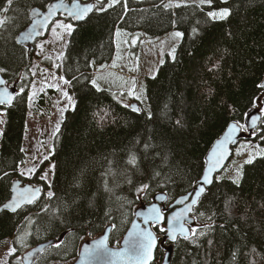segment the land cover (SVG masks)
Returning <instances> with one entry per match:
<instances>
[{
  "label": "trees",
  "instance_id": "1",
  "mask_svg": "<svg viewBox=\"0 0 264 264\" xmlns=\"http://www.w3.org/2000/svg\"><path fill=\"white\" fill-rule=\"evenodd\" d=\"M52 1L0 0V68L5 69L1 75L16 93L23 88L11 105L0 106L5 115L0 131V206L8 200L16 177L41 186V196L32 204L15 212L0 211V248L9 241L16 249L4 264H22L18 252L52 239L55 242L33 264H69L80 244L107 225L109 244L118 246L138 206L150 203L158 192L166 194V205L189 192L202 174L206 152L226 126L244 125L254 103L264 106L258 99L264 96L258 87L264 78V0H213L211 8L200 0L174 5V0H126V9L121 0L78 23L59 15L57 19L73 24L56 69L69 81L72 104L43 148L48 147L50 179L40 178L45 161L25 178L19 168L30 158L24 134L31 65L35 44L47 34L30 48L18 44L16 35L28 25L32 8L45 9ZM89 1L99 6L97 0ZM178 3L181 7L175 6ZM223 7L231 10L226 20H208V11ZM119 28L152 37L172 29L183 33L174 55L166 56L154 76L144 80L149 112L136 100L139 111H133L114 92L92 83L93 62L104 69L113 60ZM49 95L41 94L37 106H47L44 97ZM262 114L252 136L237 143L194 206L190 231L199 227L189 239L173 242L170 264H264V152L251 163L239 160V183L226 171L239 146H264ZM133 156L135 165L128 162ZM142 183L149 189L137 193ZM49 192L54 195L49 197ZM162 226H154L158 235L164 234L159 231ZM164 246L158 245L152 264L162 260Z\"/></svg>",
  "mask_w": 264,
  "mask_h": 264
},
{
  "label": "rangeland",
  "instance_id": "2",
  "mask_svg": "<svg viewBox=\"0 0 264 264\" xmlns=\"http://www.w3.org/2000/svg\"><path fill=\"white\" fill-rule=\"evenodd\" d=\"M177 1L180 0H174L171 2V5H174ZM63 21V23H70L67 20ZM54 27L55 25L51 27L50 33L48 32L45 38L40 39L35 44L34 60L31 65L33 82L28 93L27 130L24 134V147L26 154L29 155L30 158L19 168L20 175L25 178H29L33 173L29 172V169L34 168L36 171L41 163L46 160L47 149L43 148L49 144L52 132L56 124L60 121L63 111L72 104V97L67 93L69 83L66 84L65 80L61 79V77H59L60 75L56 73V68L60 66L59 64L64 54L67 42V30L56 28L54 32L52 31ZM117 31H119V35H116ZM176 32L179 31L177 29H172L166 36L152 37L143 31L130 32L122 28L117 29L114 35L115 61L111 66L123 67L122 72H115L110 66H107L105 68L106 70H104L102 66L93 62L92 68L94 73L92 75V83L95 81L93 85L97 88L111 90L119 100L126 102V104L130 105V103L138 101L140 104L142 103L145 110L149 112V106L145 97L144 80L146 77L154 76L158 67L164 62L166 56H173L172 51L176 49L179 40V37L174 35ZM46 54L53 57L50 65L52 70L49 72L43 67L44 62H50V58L46 59ZM40 58H42L44 62H42ZM35 59L39 60V63H36ZM124 72H128L129 77H125ZM48 92H51V95L44 97L47 99L46 103L48 104L40 108V106L36 104L39 100V96ZM65 93H67V95H65ZM132 99L136 101H132ZM258 105L259 104H257L255 108L259 109ZM4 121L5 115L3 112H0V131ZM239 142L242 143V140ZM263 152L264 146L255 145V142H248L245 143V146H239L232 158L231 164L226 169L228 175H232L233 179H237V172L240 169L236 170V168L237 165L239 166V160L243 158L242 161L246 162L250 157L253 159ZM237 154L240 156L239 159L235 157ZM46 163L45 161V168L40 178L46 174V179L44 180H49L51 167L50 164L46 165ZM240 176L241 175H239L238 179H240ZM140 197L141 195L139 198ZM169 212L170 211H165V216H167ZM162 227L165 228V225ZM198 227L199 226L196 225L195 229ZM23 238L24 237H22L21 240H23ZM10 249L11 244L9 241L0 248V264L6 262L10 255ZM24 252H18L17 256L19 261ZM49 264H60V262L53 261Z\"/></svg>",
  "mask_w": 264,
  "mask_h": 264
},
{
  "label": "snow or ice",
  "instance_id": "3",
  "mask_svg": "<svg viewBox=\"0 0 264 264\" xmlns=\"http://www.w3.org/2000/svg\"><path fill=\"white\" fill-rule=\"evenodd\" d=\"M10 2V0H9ZM222 3H227V0H221ZM121 0H107V8L104 7V0H97L98 7L93 4H81L80 0H72L71 5L69 6L64 2V0H58L57 3H52L47 5V12L45 15H43V18L41 20L33 21L32 27L23 34V39L25 41L32 40L35 38V36L40 35V32L38 31V28H46L49 23L54 24L55 27L52 29V31L55 32L56 28H62L66 29L69 34H71L73 30V24L72 23H63L59 19H56L57 13L63 10L61 14H66V18H71V20L74 21H83L88 17L89 13H92L94 10L98 12H104L108 8H113L116 4H120ZM201 4H207L209 8L213 5V0H200ZM171 5H165V7H170ZM176 7H181V5L178 3L175 5ZM123 8H127L126 0L122 4ZM37 15H40V13H37ZM231 15V10L228 7H223L215 10H210L207 12V18L210 21H224ZM4 23L3 21H0V24ZM193 32H196V29H193ZM119 31H117L116 35H119ZM177 37L183 36V33L176 32L174 34ZM175 49H173L172 54L174 55ZM5 72L4 68H0V73ZM61 79H63L61 77ZM65 83H69V81L65 80ZM7 81L4 79H0V85H6ZM93 84H95V81H93ZM259 88L264 89V84L258 85ZM23 92V88L19 90L18 93H11L9 92L8 88L5 87L2 90H0V104H7L11 105L13 103L14 97L16 95H19ZM67 95V93H65ZM139 98V97H137ZM259 100L264 101V96L259 97ZM254 107H257V105L254 103ZM133 111L138 112V108H133ZM259 111L264 113V106H259ZM251 121L253 125L255 124L256 120L259 119L258 116L252 115L250 116ZM179 124V121H177ZM241 129L247 131V129L244 127V125L240 124H233L229 127L228 130V136L225 138L224 141L220 142V148L223 149L224 145L232 140L233 134L237 131H240ZM58 130V128H57ZM148 145H145V148H147ZM226 150V149H225ZM23 151V149H21ZM222 153L218 156L217 152L214 151L212 155L209 158V166L207 169L203 172L202 180L196 181V186L193 187V193L194 196L191 199V203L187 205L185 212L190 211L193 205H196L198 201L200 200V197L205 192L204 185L212 184L213 177L212 173L216 170V165L219 164L220 159H222ZM47 159V157H45ZM129 164L135 165L136 164V158L133 156L129 159ZM252 158L250 157L246 163H251ZM35 169H29V172H34ZM158 175V173H157ZM239 171L237 172V179H235L234 183H239ZM41 179H46L45 176H42ZM129 183L131 184L132 181L129 180ZM149 189L148 183H142V185L136 189L137 193H143ZM40 189L39 188H33L31 186L25 187L23 189H17L16 195L12 198V201L10 204L6 205V208H11L12 211H15L17 208H19L24 203H33L37 197L39 196ZM54 194L52 192L48 193V196L51 197ZM192 195L191 193L189 194ZM189 197L184 196L181 198V200L177 201V203H183L184 200H187ZM156 199L158 200H165V197L163 195L157 196ZM165 211H170V215L167 217L165 216ZM185 212H175L167 209H162L161 207H158L155 204H152L148 208V215L145 217V223H148L149 221H152L154 223H161L166 220L168 227L167 228H159L160 232H163L165 234V237L170 240L176 239V232L179 231V233L184 237L185 240L189 239V229L184 227L183 223H180L179 228L173 227L174 222L182 221ZM195 229H191L192 234H195ZM108 237L105 236L103 239H100L96 241L92 246L85 245L83 249V261L82 264H117L118 260L120 259H126L130 262H134V264H148L150 260L153 259V249L157 245V237L153 234V232L148 230H143L139 232L129 233V238L124 240V248L121 251H113L109 249L108 244ZM56 247H59V244L56 245ZM16 249L12 248L10 249V254L15 253Z\"/></svg>",
  "mask_w": 264,
  "mask_h": 264
},
{
  "label": "bare ground",
  "instance_id": "4",
  "mask_svg": "<svg viewBox=\"0 0 264 264\" xmlns=\"http://www.w3.org/2000/svg\"><path fill=\"white\" fill-rule=\"evenodd\" d=\"M54 1H56V0H54ZM65 1H66V2H71L72 0H65ZM52 2H53V1H52ZM80 2H81V3H84V4H85V3H90V4H93V5H94V2H93V1H89V0H88V1H81V0H80ZM34 8H35V7H34ZM32 9H33V8H32ZM32 9H31V10H32ZM31 10H30V11H31ZM29 14H30V12H29ZM89 14H90V13H89ZM59 15L66 16V14L58 13L57 16H56V19L58 18ZM69 19H71V18H69ZM72 21H73L74 23L81 22V21H74V20H72ZM29 23H30V16H29ZM29 23H28V24H29ZM50 26H51V23L49 24L48 28L46 29V32H45L43 35H41V36H39V37H36V38L34 39V41H33L30 45H22V44H20V43H18V42H17V43L20 44V45H22V46H24V47H28V48L32 47V45H33L38 39H40L41 37L45 36V35L48 33ZM23 29H24V28H23ZM23 29H22V30H23ZM22 30H21V31H22ZM21 31H20V32H21ZM20 32H19V33H20ZM19 33H18V34H19ZM18 34H17V35H18ZM17 35H16V41H17ZM33 60H34V58H33ZM35 62H36V63H39V60L35 59ZM32 64H33V62H32ZM111 65H112L111 62H110L109 64H107V66H110L112 69H114L115 72H118V73L122 72L123 67H118V66H116V67H112ZM107 66H106V67H107ZM0 74H1V73H0ZM124 76H125V77H129L128 72H124ZM263 79H264V78H263ZM262 81H263V80H262ZM261 84H262V82H261ZM16 92H17V90L15 91V93H16ZM15 93H14V94H15ZM129 101H130V100H129ZM132 101H134V99H133ZM2 105H7V104H0V106H2ZM130 107H131V109H133V108H138V109H139V106L137 105L136 102L131 103V104H130ZM249 112H250L251 114H253V115L259 117V119H258V124L256 125V127H257V126L259 125V123L261 122V119H262V114H261V112H260L259 109H257V108H252L251 110L248 111V113H249ZM246 115H247V114H246ZM245 117H246V116H245ZM244 119H245V118H244ZM233 124H238V123H237V122H231V123H229V124L226 126V128L223 130L222 133H224V132H226L227 130H229V127H230L231 125H233ZM244 127L246 128L245 123H244ZM256 127H255L252 131H251V130H248L247 128H246L247 131H245V130H243V129H241L240 131H237V132H236L237 142H239V141H241V140H243V139H248V138H250V137L252 136L253 131L256 129ZM222 133H221V134H222ZM221 134H220L219 137H217V138L213 141V143L210 145L208 151L206 152L205 157H206V156H211V154H212V152H213V150H214V146H215L216 143L220 144V142L222 141V140H219L220 137H221ZM233 149H234V147H233ZM233 149H232V150H233ZM225 165H226V163L223 165V167L220 166V163L216 165V170L211 174L212 177H213V181H214L215 176L223 170V168L225 167ZM208 166H209V161H207V160L205 159V165H204V168H203L202 173L207 169ZM201 176H202V174H201ZM201 176H200V178H199L198 180H202ZM16 180H20V179H18V178L16 177V179H15L14 181H16ZM14 181H13V182H14ZM13 182H12V184H13ZM12 184H11V186H10V192H11ZM33 186L35 187V186H40V185H33ZM195 186H196V185H195ZM195 186H194V187H195ZM210 186H211V184H209V185H205V186H204V187H205V192H206L207 188L210 187ZM205 192H204V193H205ZM189 193H191L192 195H191V196L189 195V198H188V200H187L186 202H190V201H191V198H192V196H193V194H194V193H193V188H192L189 192H187V193H185V194H183V195L178 196V197L175 198L171 203H169V204H167V205H166V194H165L164 192H158V193H156V194H154V195L152 196V199H151V202H150V203L153 202V197H155V196L158 195V194H161V195H163V196L165 197V200H163V202H159L158 204H159V205H162L164 209H167V208H168V210H171V211H172L174 208H178V207L181 206L180 204H178V205H174L175 201H176L179 197L186 196V195L189 194ZM204 193H203V194H204ZM203 194H202V196H203ZM40 196H41V186H40V194H39V196L37 197V199H38ZM202 196H201V197H202ZM201 197H200V198H201ZM37 199H36V200H37ZM7 201H8V200H7ZM7 201H6V202H7ZM6 202H5V203H6ZM5 203H4V204H5ZM150 203H148V204H143V205H149ZM4 204H3V205H4ZM30 204H32V203H30ZM30 204H29V203H24V204H22L19 208H21V207L24 206V205H30ZM3 205L0 206V211H1V210H7V211H9V212H15V211H17V210L19 209V208H17L15 211H10V210H8V209H6V208H2ZM140 206H142V205H140ZM140 206H138V207H140ZM194 206H195V205L192 206L190 212L188 213V218L191 220V222H189V221H186V222H185V225L187 226V228H188L189 230H190V227H191V226L193 225V223H194V218H193V216H192V212H193V208H194ZM138 207H137V208H138ZM137 208H136V209H137ZM136 209H135V210H136ZM135 210H134V213H135ZM134 213H133V218H132V220H131L129 226L132 224V222H133V220H134ZM138 220H140V219H138ZM183 221H185L184 218H183ZM157 225H165V228H166V222H161V223H159V224L154 223V224H151V226H150V230H151V232H153V234L157 237V245H156V247L154 248L153 259L150 261L149 264H152L153 261H154L155 251H156L158 245L164 246L165 242H168V245L164 246V247H165L164 256H163L162 260H161L160 262L156 263V264H170L173 242H175L178 238H184V237L181 236V235H177L175 240H170V239L164 238V237H165V234H163V235H158V234L155 232V230H154V226H157ZM129 226H128V227H129ZM138 230H139V228H134V230H132L130 233L138 232ZM110 231H111V225H107V227H106V228H105L100 234H98L96 237L91 238V239H88V240H84V241L80 244V246H79L78 253H77V257H76L71 263H69V264H79V260H80V258H82V261H83V249H84V246H85V245H83L84 243H86V242H90V241L96 242V241H98V240H100V239H103L105 236L108 237L107 244H108L109 249L115 251L116 249L119 248V249L116 250V251H121V249L124 248V240L129 238V235H127V234H128V228H127V230L125 231L124 235L122 236L121 240L119 241L118 246H111V245L109 244ZM190 234H191V231H189V236H190ZM54 242H55L54 239H52V240H48V241H45V242L38 243V244H36V245H34V246H32V247L40 246V250H39V254H38V256H39L40 253H42V252H43V251H44L49 245L53 244ZM87 245H88V244H87ZM88 246L90 247V246H92V245H88ZM168 246L171 247V253H170L169 258L166 260L165 256H166V252H167V247H168ZM38 256H37V257H38ZM37 257H36L34 260H32L30 263H28V264H33L34 261L37 259ZM21 261H22V264H26V263L23 261L22 257H21ZM118 263H119V260H118L117 264H118Z\"/></svg>",
  "mask_w": 264,
  "mask_h": 264
},
{
  "label": "water",
  "instance_id": "5",
  "mask_svg": "<svg viewBox=\"0 0 264 264\" xmlns=\"http://www.w3.org/2000/svg\"><path fill=\"white\" fill-rule=\"evenodd\" d=\"M58 2V0H56V1H53V2H50L49 4H52V3H57ZM64 2L66 3V4H68L69 6L71 5V3H72V1L71 2H66L65 0H64ZM81 3V2H80ZM48 4V5H49ZM81 4H84V3H81ZM88 4H90V3H88ZM46 12H47V6L45 7V9H40V8H33L31 11H30V14H29V16H30V23L17 35V42L18 43H20V44H22V45H30L33 41H34V39L36 38V37H39V36H41V35H43L45 32H46V29L48 28V26L46 27V28H38V31L40 32V35H37V36H35V38L34 39H32V40H28V41H25L24 39H23V34L25 33V32H27L31 27H32V23H33V21H36V20H41L42 18H43V15H45L46 14ZM63 12V10H61L60 12H58V13H62ZM37 13H40V15H37ZM57 13V14H58ZM50 24V23H49ZM0 79H3V77H2V75L0 74ZM262 84H264V79H263V81H262ZM5 87H7L8 88V90H9V92H11V93H15V91H16V88L14 87V86H8L7 84L6 85H0V90H2L3 88H5ZM253 114H251L250 112L248 113L247 112V115H246V117H245V119H244V123H245V126H246V128L248 129V130H253L255 127H256V125L258 124V119L256 120V122H255V124L253 125V123H252V121H251V118H250V116H252ZM228 136V130L226 131V132H224V133H222L221 134V137H220V139L219 140H222V141H224L225 140V138ZM238 142H237V137H236V133H234L233 134V137H232V140L231 141H229L228 143H226L225 145H224V148L223 149H221L220 148V144H218V143H216L215 144V146H214V150H213V152L214 151H216L217 152V154H218V156L222 153V156H223V158L222 159H220V166H222L223 167V165L229 160V158L231 157V155H232V149H233V147L237 144ZM226 149V150H225ZM212 152V153H213ZM212 155V154H211ZM209 158H210V156H206L205 157V159L207 160V161H209ZM202 175H203V173H202ZM201 178H202V176H201ZM29 186H31V187H33V188H39L40 189V186H33L31 183H22L21 182V180H16V181H14L13 182V184H12V187H11V192H10V196H9V198H8V201L2 206V208H6L5 206L6 205H8V204H10L11 203V201H12V198L16 195V192H17V189H23V188H25V187H29ZM205 186V185H204ZM40 194V193H39ZM190 194V193H189ZM189 194H187L186 196H188L189 197ZM161 194H158V195H156L155 197H153V202L152 203H150L149 205H142V206H140V207H138L136 210H135V213H134V220H133V222H132V224L128 227V234L127 235H129V233L132 231V230H134V228H139V230H138V232L139 231H143V230H148V231H151L150 230V226H151V224H154V222H152V221H149L148 223H145V217L148 215V208L152 205V204H155V205H157L158 207H160V205L158 204L159 202H163V201H161V200H158V199H156V197L157 196H160ZM193 196H194V194H193ZM192 196V197H193ZM182 197H184V196H182ZM182 197H179L176 201H175V203H174V205H178V204H180L181 206L180 207H178V208H174L172 211H175V212H185V209H186V207H187V205H189L190 203H191V201L190 202H186L187 200H184V202L183 203H177V201H179V200H181V198ZM192 199V198H191ZM161 208L162 209H164L163 208V206L161 205ZM6 209H8V210H10V211H12L11 210V208H6ZM167 210H168V208H167ZM190 211H186L185 212V216H184V219H185V221H178V222H174V224H173V227H176L177 229L179 228V226H180V223H183L184 224V227L185 228H187V226L185 225V222L186 221H189V222H191V220L188 218V213H189ZM170 215V212L167 214V216H166V219H167V217ZM138 219H140V220H138ZM138 221H140V222H138ZM165 222H166V220H165ZM157 224V223H156ZM168 227V225H167V222H166V228ZM177 235H181L180 233H179V231H177L176 232V236ZM182 236V235H181ZM164 238H166V237H164ZM95 242H93V241H90V242H86V243H84L83 245H93ZM119 249V248H118ZM118 249H116V250H118ZM123 249V248H122ZM121 249V250H122ZM39 250H40V246H36V247H31L29 250H27V251H25L23 254H22V259H23V261L26 263V264H28V263H30L32 260H34L37 256H38V254H39ZM115 250V251H116ZM153 252H154V249H153ZM170 253H171V247L170 246H168L167 247V252H166V256H165V258H166V260L169 258V256H170ZM152 255H153V253H152ZM151 261V260H150ZM150 261L148 262V264L150 263ZM79 264H82V258H80V260H79ZM118 264H134V262H130V261H128V260H126V259H120L119 260V263Z\"/></svg>",
  "mask_w": 264,
  "mask_h": 264
},
{
  "label": "crops",
  "instance_id": "6",
  "mask_svg": "<svg viewBox=\"0 0 264 264\" xmlns=\"http://www.w3.org/2000/svg\"><path fill=\"white\" fill-rule=\"evenodd\" d=\"M59 20H60L61 22H64L63 19H59ZM52 26H54V24H52V25L50 26L49 31H48L49 33H50V31H51V27H52ZM68 35H69V33H68V31H67V37H68ZM165 36H166V35H165ZM53 49H55V48H53ZM39 57H40V56H39ZM49 58H50V62H48V63H45L44 60H43L42 58H40L41 61L44 62L43 67L46 68V69L48 70V72H49L50 70H52V68H51L50 65H51V63H52L53 57L48 56V54H46V59H49ZM44 59H45V58H44ZM114 61H115V56L113 57V60L111 61V63L113 64ZM60 64H61V62H60ZM60 64H59V65H60ZM59 65H58V66H59ZM57 68H58V67H57ZM57 68H56V69H57ZM105 68H106V67H105ZM105 68H104V70H106ZM93 73H94V72H92V75H93ZM59 77H61V76H59Z\"/></svg>",
  "mask_w": 264,
  "mask_h": 264
}]
</instances>
